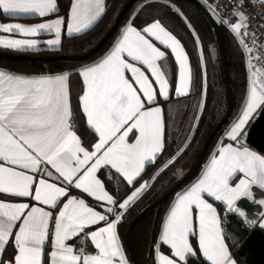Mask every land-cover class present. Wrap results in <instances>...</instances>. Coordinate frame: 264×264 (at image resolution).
Listing matches in <instances>:
<instances>
[{
  "label": "snow or ice",
  "instance_id": "1",
  "mask_svg": "<svg viewBox=\"0 0 264 264\" xmlns=\"http://www.w3.org/2000/svg\"><path fill=\"white\" fill-rule=\"evenodd\" d=\"M157 2L183 17L172 0ZM106 7L105 0H70L66 16L32 24L0 22V32L10 34L0 35V46L35 49L41 41L34 37L42 32L54 34L43 41L49 48L60 46L62 28L69 36L82 33ZM57 8V0H0V15L11 19L45 18ZM210 8L241 46L247 87L239 114L226 126L200 175L176 193L163 217L154 264H189L197 257L193 237L206 264H236L218 209L209 200L240 217H246L238 205L241 199L264 207V198L254 195L255 188L264 190V154L245 142L249 121L264 109V43L258 45L255 34L264 33V0H223ZM136 15L134 10L104 53L72 72L0 70V264H130L118 225L149 188L146 180L139 182L146 166L165 151L170 125L161 103L170 99L173 87L169 50L178 67L175 94H189L192 84L181 40L160 19L137 26ZM192 34L199 44L195 30ZM73 75L81 82L77 109L71 102ZM205 107L201 99L195 121L202 119ZM81 114L95 138L88 146L78 134ZM176 158L165 162L152 180ZM104 169L109 179L117 175L126 182L123 197L106 187L100 177ZM246 222L253 226L257 220L246 217ZM259 226L264 229V211Z\"/></svg>",
  "mask_w": 264,
  "mask_h": 264
},
{
  "label": "trees",
  "instance_id": "2",
  "mask_svg": "<svg viewBox=\"0 0 264 264\" xmlns=\"http://www.w3.org/2000/svg\"><path fill=\"white\" fill-rule=\"evenodd\" d=\"M124 1L125 0H105L107 5L106 13L90 29L72 36H63L61 45L56 48H41L35 52L40 55L81 54L91 49L111 26ZM172 2L182 11L183 17L165 4L157 2V0H135L122 17L116 32L104 42L95 54L82 62L66 63L57 61L31 62L27 60H0V67L24 74H55L62 71L72 72L73 69L96 59L104 53L110 47L118 30L132 17L134 10L137 12L135 16V24L137 26H142L145 22H150L153 19H160L161 22L181 40L189 56L192 67V92L188 95L187 99H189V102L185 106L186 109L184 108L181 112V114L184 113L183 117L180 115V111H177L178 108H182V103L180 101L176 103V100L173 101L169 99L161 103L166 120L170 125V127L166 129L165 151L158 157L154 164L146 166V171L143 173L140 181L146 180L149 184V188H147L130 208L126 210L122 222L118 225L119 236L130 264L135 263L132 261L125 244V230L128 223L139 211L163 194L179 178V176L176 175L177 168L185 158H188L190 162L195 159L207 135L222 117L226 107L223 71L219 59L215 32L212 26L192 0H172ZM149 3L151 4L150 7L141 8V5ZM57 5V13L66 16L70 6V0H57ZM189 23L192 26L191 28L187 26ZM193 30H195V33L199 36V44L196 43V36L192 34ZM222 31L226 44L228 65L235 98L233 113L213 136L203 162L195 175L186 183L182 184L163 204L145 214L132 228V243L141 264H154L153 246L158 238L162 219L175 194L198 175L203 164L206 162L216 143L225 131L226 126L236 117L241 108L247 87L244 56L239 43L230 30L222 26ZM0 51L12 50L0 48ZM14 52L22 53L27 51ZM201 54L203 55V61H201ZM80 89L81 82L73 75L70 83V92L74 109L78 108ZM202 97L206 107L203 110L202 119L197 122L193 119V114L196 113L197 104ZM76 123L79 127V134L82 136L85 145L88 146L93 143L95 140L94 134H90L87 130L86 120L82 117V114L81 118H79ZM191 124H196L197 127L191 128ZM174 156L177 157L174 163L168 167L158 179L153 181L151 177L156 174L159 168L163 167L165 162L172 159ZM100 177L104 180L111 192L114 194L119 192L121 197L124 196L126 183L121 182V178L112 175L111 179H109L106 171L100 172ZM89 201L91 202L90 199ZM231 247L232 254L237 259L238 263L246 264L244 259L238 254L236 247ZM9 251H11V249H8V252ZM191 264L206 263H204V261H191Z\"/></svg>",
  "mask_w": 264,
  "mask_h": 264
},
{
  "label": "water",
  "instance_id": "3",
  "mask_svg": "<svg viewBox=\"0 0 264 264\" xmlns=\"http://www.w3.org/2000/svg\"><path fill=\"white\" fill-rule=\"evenodd\" d=\"M135 0H125L118 13L115 16L111 26L100 38V40L91 49L81 54H49L40 55L35 51L14 52V51H0V60L5 61H21L27 60L31 62H82L95 54L104 42L110 38L117 30L118 25ZM204 17L208 20L215 32L217 49L221 68L223 71V79L225 83L226 92V107L222 117L211 129L207 135L199 153L191 162L186 171L171 185L163 194L151 201L146 207L139 211L134 218L128 223L125 230V244L132 261L135 264H141L134 250L132 243L131 230L135 224L150 210L163 204L164 201L170 197L182 184L190 180L203 162L208 146L218 129L224 125L229 116L233 113L235 107L234 91L232 88L231 74L228 65V56L226 51V44L223 36L222 26L212 16L210 11L199 1L192 0ZM247 137L245 142L253 147L258 152L264 153V109L260 110L259 114L250 121L247 127ZM254 195L256 199L264 198V192L261 189L255 188ZM238 205L246 212V217L249 219H257L258 213L261 211V206L247 198L238 201ZM226 233L229 240L237 248L238 254L244 259L246 264H264V231L259 227H254L248 230L242 221L233 213L227 216L225 225Z\"/></svg>",
  "mask_w": 264,
  "mask_h": 264
},
{
  "label": "crops",
  "instance_id": "4",
  "mask_svg": "<svg viewBox=\"0 0 264 264\" xmlns=\"http://www.w3.org/2000/svg\"><path fill=\"white\" fill-rule=\"evenodd\" d=\"M58 6V5H57ZM58 9V8H57ZM57 16H62L61 14H59V13H57V12H55V13H53V14H50L48 17H45V18H40V17H21V18H16V19H11V18H6V17H4L3 15H0V22H19V23H25V24H32V23H39V22H42L44 19H55ZM28 18H30V19H28ZM151 22V21H150ZM91 28V27H90ZM89 28V29H90ZM88 30V29H87ZM87 30H85V31H87ZM84 31V32H85ZM75 34H79V33H73L72 35H75ZM0 35H10V34H5V33H2V32H0ZM69 36L68 35V33H67V30H66V27H64V28H62V37L63 36ZM14 38H23V37H20L19 35H14ZM34 38H36V39H38V40H40L41 41V43L37 46V48H35V49H28V50H14V49H8V48H4V47H2V46H0V48L1 49H5V50H12V51H36V50H38V49H41V48H49L46 44H44L43 43V41H45V40H48V39H52V38H54V34L53 33H44V32H42V33H40L37 37H34ZM56 47H58V46H56ZM56 47H52V48H56ZM163 50V49H162ZM168 64L170 65V72H169V78H170V80H172L173 81V87H172V91H171V96H170V99H172L173 101H175L176 100V103H177V101H180L182 104H181V106H182V108L180 107V108H178V110L177 111H180V115L183 117V114L184 113H182L181 114V112H182V110L185 108V106L188 104V100L189 99H187L188 98V95H190V93L192 92V84H191V87H190V92H189V94H187V95H185V96H177L176 94H175V91H174V80H175V77L178 75V67L175 65V60H174V57H172L171 56V53H170V50L168 51ZM189 66H190V68H191V72H192V67H191V64H190V60H189ZM0 70H6V71H10V72H14V73H17V74H24V73H19V72H15V71H12V70H9V69H6V68H3V67H0ZM55 74H57V73H55ZM30 75V74H29ZM192 78H193V75H192ZM202 99H203V97H202ZM161 106H162V104H161ZM163 108V107H162ZM186 109V108H185ZM199 111V109L197 108V110H196V112H198ZM240 111V110H239ZM238 114H239V112H238ZM237 114V115H238ZM236 115V116H237ZM181 117V118H182ZM85 120H86V118H85ZM252 120V119H251ZM250 120V121H251ZM250 121H249V123H250ZM224 133V132H223ZM79 134V133H78ZM223 135V134H222ZM221 135V136H222ZM221 138V137H220ZM95 142V140L93 141V143ZM218 142H220V139L218 140ZM217 142V143H218ZM224 142H228L227 141V139L225 138V140H224ZM217 143H216V145H217ZM215 145V146H216ZM250 146V145H249ZM251 147V146H250ZM215 148V147H214ZM253 150H255L253 147H251ZM214 150V149H213ZM257 151V150H256ZM213 152V151H212ZM212 152L210 153V155H209V157L207 158V160H206V162L203 164V166H202V168H201V170H200V172L198 173V175L196 176V177H194L188 184H186L182 189H184L186 186H188L191 182H193L199 175H200V173H201V171H202V169H203V167H204V165L207 163V161L209 160V158H210V156H211V154H212ZM259 153H261V152H259ZM261 154H264V153H261ZM182 164H184L183 166H182V171L181 172H179L178 171V169L181 167V165ZM191 164V162L189 161V159L188 158H185L184 160H183V162L180 164V166L177 168V170H176V175L177 176H181L185 171H186V169L189 167V165ZM103 171H106V173H107V175L109 176V173H108V170L107 169H104ZM113 172H114V170H113ZM117 176V175H116ZM117 177H119V176H117ZM120 178V177H119ZM102 179V178H101ZM103 180V179H102ZM121 180H122V178H121ZM140 182H144V181H140ZM235 182V181H234ZM126 183V182H125ZM137 186H138V184H137ZM107 187V186H106ZM108 188V187H107ZM181 189V190H182ZM180 190V191H181ZM263 192H264V190H262ZM179 192V191H178ZM142 194V193H141ZM176 195V194H175ZM88 199H90L91 200V198H88ZM174 199H175V196H174V198H173V200H172V202L174 201ZM258 199H261V198H258ZM257 199V200H258ZM171 202V203H172ZM209 202H211V203H213L214 204V206H216L217 207V209H218V213H219V215H220V217H221V220H222V227L224 228V230H225V225H226V223L224 224L223 223V216H224V213H226L227 212V210H226V208H225V206L222 204V203H220V202H215V201H213V200H209ZM170 206H171V204H170ZM170 206H169V208H170ZM168 208V209H169ZM168 211V210H167ZM261 211H264V207H262L261 208ZM260 211V212H261ZM167 213V212H166ZM166 213H165V215H166ZM164 215V216H165ZM257 225H256V227H259L260 229H262L260 226H259V213H258V216H257ZM263 231H264V229H262ZM160 232V231H159ZM224 234H225V239H226V243L228 244V246H229V249H230V251H231V254H232V247L231 246H234V245H232V243L230 242V240H229V237H228V234L226 233V230H225V232H224ZM159 235V234H158ZM158 239V238H157ZM192 243H193V247H194V249L197 251V257L196 258H190V260H189V264H191V261H203V258H202V256H200L199 255V251H198V242H197V240H196V238L195 237H193L192 238ZM235 247V246H234ZM237 249V248H236ZM162 251L165 253V254H169V252H170V250L167 248V246H162ZM10 252V251H9ZM153 256H154V246H153ZM232 256L234 257V255L232 254ZM127 257V256H126ZM234 259L236 260V264H239L238 263V261H237V259L234 257ZM204 263H206V262H204Z\"/></svg>",
  "mask_w": 264,
  "mask_h": 264
},
{
  "label": "built area",
  "instance_id": "5",
  "mask_svg": "<svg viewBox=\"0 0 264 264\" xmlns=\"http://www.w3.org/2000/svg\"><path fill=\"white\" fill-rule=\"evenodd\" d=\"M208 10L211 9L210 8V5H220L221 3H223V0H199ZM257 22L255 20H253V25H255ZM261 23H264V21H261ZM221 26H224L226 27L224 24L222 23H219ZM227 28V27H226ZM228 29V28H227ZM256 37H257V44H261V43H264V33L260 32V31H256ZM241 47V46H240ZM253 55L256 56L258 55V52L254 51L253 52ZM243 56H244V61H245V55L243 53ZM245 68H246V63H245ZM246 74H247V70H246ZM229 213H233V212H226L224 213V216H223V223L225 224L227 222V216ZM235 214L243 223V225L248 229V230H251L253 229L254 227H256L257 223L253 226H249V224L246 222V217H240L238 216L236 213H233ZM249 219V218H247ZM251 220V219H249ZM256 220V219H255Z\"/></svg>",
  "mask_w": 264,
  "mask_h": 264
},
{
  "label": "rangeland",
  "instance_id": "6",
  "mask_svg": "<svg viewBox=\"0 0 264 264\" xmlns=\"http://www.w3.org/2000/svg\"><path fill=\"white\" fill-rule=\"evenodd\" d=\"M209 11H210V13L212 14V16L216 19V17H215V16L213 15V13H212V10L209 9ZM216 21H217V19H216ZM237 42H238V41H237ZM183 165H184V164H182L181 167L178 169L179 172L182 171V169H183L182 166H183Z\"/></svg>",
  "mask_w": 264,
  "mask_h": 264
}]
</instances>
